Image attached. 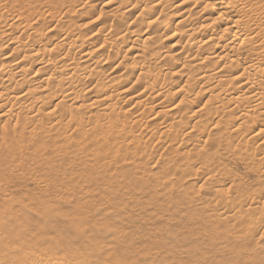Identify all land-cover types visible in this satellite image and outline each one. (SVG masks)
Masks as SVG:
<instances>
[{"label": "bare ground", "instance_id": "bare-ground-1", "mask_svg": "<svg viewBox=\"0 0 264 264\" xmlns=\"http://www.w3.org/2000/svg\"><path fill=\"white\" fill-rule=\"evenodd\" d=\"M197 115L205 121L190 123ZM223 121L233 128L211 140L207 131ZM243 124L250 136L232 138ZM260 136L258 153L247 143ZM162 154L172 155L166 164ZM228 154L264 165V0H0V182L13 181L26 163L51 171L58 161L71 174L94 173L99 163L117 174L126 163L127 183L161 168L170 183L168 175L216 167L215 158ZM147 158L155 159L139 162ZM208 176L197 181L200 189L217 185L213 232L230 227L233 242L223 264H264V198L241 179ZM55 178L34 185L55 190L40 197L43 208L0 186L1 264H86L96 254L89 248H100L80 236L84 190ZM112 191L102 188V197ZM166 227L137 229L154 249ZM128 255L117 264H128Z\"/></svg>", "mask_w": 264, "mask_h": 264}, {"label": "rangeland", "instance_id": "rangeland-1", "mask_svg": "<svg viewBox=\"0 0 264 264\" xmlns=\"http://www.w3.org/2000/svg\"><path fill=\"white\" fill-rule=\"evenodd\" d=\"M181 80L180 78H175L173 82L180 85ZM147 119L148 118L145 120ZM189 119L191 121L190 123L194 120H200V123L205 121V117H201L200 115ZM151 124L152 123H148L147 125ZM230 128H233V126L223 121L222 126L217 130L207 131L206 135L208 134L212 140L213 138H217L225 129H229L230 131ZM148 129L144 131V134L147 133ZM200 133L201 132L196 129L193 136L196 138ZM251 133L248 125L243 124L239 132L232 134V138L247 137L250 136ZM261 138L262 136L252 138L247 143V146L250 148L257 147L255 143L260 142ZM185 141H188V138L185 139ZM158 147L159 144L155 146V149H158ZM257 148H259L257 152L260 153V147ZM212 150H210V152ZM57 154H59L58 161H60L64 157V151L58 150ZM170 157H172V155L164 156L162 154L159 161L166 164L167 159ZM154 159L155 158L139 159V162L145 161L152 164ZM215 159L216 162L217 160L221 161L220 163L223 165L220 164L221 168L218 167L220 166L218 162L217 164L215 162L216 165L211 164V166H216L218 168L212 167L206 169L207 166L208 168L210 167V164H205L207 166L204 165L205 167L202 166L201 168H204L202 175L200 174L201 169L196 170L194 173V168L193 170L187 171L183 177L168 175L167 179L170 180V183L166 182L164 169L161 168L154 171L153 175H146L140 182L138 174L130 183H127L123 180L126 163L122 166L119 165V172L117 174L105 172L102 163L94 165L93 169L95 172L89 174H83V170L86 169L83 167L75 168L74 171L76 174H71L69 172L71 171V167H66L65 169L58 164V161L56 164L50 166L52 169L51 171H48L47 168L36 171L33 170L31 163H26L22 168V172L13 173V181L6 183L5 180H3L0 182V186L7 190H11V199L14 198L16 192H20L21 197L23 194H26L27 197L25 199L32 202L31 205L34 208H43V204L39 202H41L40 197H43L44 193L51 196L55 194V190L53 189H34V185H37V187H44L46 185L44 182L50 180L49 176L52 177L55 175V177H57L55 179L59 180L60 185L66 186L73 192L84 190L81 198L84 199L82 214H84L85 217L83 219V233L80 234V236L83 235L88 246L92 242L100 243V248H89L90 251L96 254H93V257H91L86 264H117L120 262L118 260L127 258L130 249L132 253L128 255V264H223V261L228 256L227 253L230 250V243H233L228 233L230 232V227L219 229L217 233L213 232L214 221L217 217L221 216L218 206L213 202L214 199L218 201L219 198L218 194L215 192L216 188H214L217 185L211 183L207 187L200 189L201 181H197V178H206L205 176H208L210 173L208 178L212 180L216 176L217 179L223 182H230L233 178L237 180L241 179L250 190H256L257 199L259 201L261 198H264V165H255L254 168H251L246 165L247 162L231 154L222 157L219 156ZM70 160H72V158H69L68 162ZM222 162H224V164ZM86 164L87 168H92L95 162L89 160ZM190 165L191 163L185 164L184 166L186 168ZM166 166L167 165H165V167ZM64 170H67V172L64 173ZM206 170H209V172L207 171L206 173ZM210 170H214L212 173L213 175ZM136 171L139 172V168ZM226 173L228 174L226 175ZM239 175L244 177L240 178ZM21 176L24 177V179L19 181L17 178ZM107 186L113 190L112 194L108 198L107 196L102 197L101 189ZM162 189L166 190L170 198L164 196V191ZM27 192L32 193L34 196ZM220 199H223L222 195H220ZM75 204L76 202H73L71 204H62L61 206L63 208H70ZM59 205L60 204H55L57 208ZM46 209L50 212L53 208L48 206ZM158 211L160 213H158ZM93 218L101 221H95ZM50 222L52 221H47V224ZM56 222L55 220V223ZM159 225L168 226L164 229L165 232L162 235L158 234L160 236L154 239L156 245H161L163 243V246H157L151 249L147 245L146 240L141 238L144 234H140L137 227L149 226L154 228L155 231V228ZM121 226H125L124 230L126 233L130 232V237L128 239L125 238L123 241L125 246L122 248H127L125 252L118 244L119 240L122 238V235L119 233ZM256 230L248 229L247 231L253 232ZM240 234L238 235L240 236ZM234 236H236V238L239 237L235 234ZM235 240L234 238V241ZM236 243L237 246L241 244L239 242ZM241 247L242 246H240L239 249H241ZM119 253L122 254L120 257L116 255ZM105 255H107L106 259ZM111 259H115L117 262L110 261Z\"/></svg>", "mask_w": 264, "mask_h": 264}]
</instances>
